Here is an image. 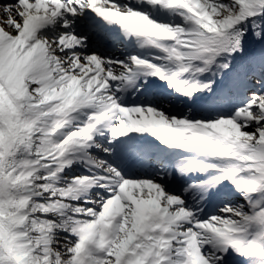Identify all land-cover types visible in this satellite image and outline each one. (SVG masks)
<instances>
[{"label":"snow or ice","instance_id":"1","mask_svg":"<svg viewBox=\"0 0 264 264\" xmlns=\"http://www.w3.org/2000/svg\"><path fill=\"white\" fill-rule=\"evenodd\" d=\"M0 264H264V0H0Z\"/></svg>","mask_w":264,"mask_h":264}]
</instances>
